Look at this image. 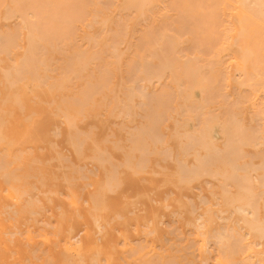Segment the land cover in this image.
<instances>
[{
    "label": "bare ground",
    "instance_id": "bare-ground-1",
    "mask_svg": "<svg viewBox=\"0 0 264 264\" xmlns=\"http://www.w3.org/2000/svg\"><path fill=\"white\" fill-rule=\"evenodd\" d=\"M10 20H13L12 23L10 22L9 24H7V22ZM1 22L6 23V29L1 28ZM20 41H25L27 43V46L25 48H21V46H19L20 49H24V55L22 59H19V62H16V60L14 62L13 57H11V48H17V46L20 44ZM2 52H6L7 56L10 55L12 60L10 57L9 59L14 62V64L12 63L13 66H11L13 70H7L5 68L2 69V74H5L3 78H6H4L6 80L5 83H9L10 88L11 85L13 87L16 86V84L18 85L17 80L20 81L21 79V81H23V77L27 79L26 75H30L32 80L34 79L35 81H39V79L46 77L40 80L41 85H43V83L45 85V81L49 77L47 73H45L47 70H50L51 72L53 71V73L55 70L59 72L60 77L58 79L55 78L53 84L58 86V91L69 89V91L72 93V95H70L69 97L65 96L64 99H62L63 102L59 105L61 106L60 109H62L61 112L65 120L67 121V124L69 123L71 126L70 128L68 124L70 135H67L71 137V139L69 140L70 142H72L71 145L73 147H77L74 148L75 153H77L79 157H81L80 154H78L79 152H82V157L85 155V151L83 152L82 148L85 146L84 144L88 142L87 135L90 138L89 140H92V135L89 134L93 132L92 129L96 126H93V128L89 126L91 127V131L85 133H83V131L81 132L80 129L78 130L76 127V132L74 125L75 119L78 117V114H83L81 113L82 111L91 112L99 108V105H101V109L102 106H105L104 108H107L109 115L115 117L114 114L116 113L117 117L123 116L124 120L127 118L129 119V121H132V119L136 118V115L139 114L138 110L141 111L143 120L141 121V124L133 127V130L127 131V133L129 132V134H127L129 135V137L127 138L129 143L127 148H130V150L126 153L128 155L130 154L129 158L131 157V159L125 158V162L128 163L130 161L132 164L130 162L128 164L124 163L125 165L123 166L125 168L129 166L131 170V167L134 164L133 162H135L134 160H137L136 157V159H133V156H136L133 155V152L135 154L136 150L140 152V159L139 161H137L138 163L136 162L137 165L134 164V166H138L141 168L143 167V172L144 169H147L144 167L150 165H143L144 158L146 157L145 160L147 161L151 160V158H149L150 154L161 156L160 159L165 160L164 162L167 163L168 158H170L168 156L171 155L173 159V152L171 153L172 147H170L169 141L170 138H175L179 145V151L177 154L179 155V157L176 158V164H178V166H176V172H178L179 175L178 179L182 183H186V185L189 186L192 185V183H194L195 181L201 180L202 178H208V180H206L205 182L206 185L208 183L212 184V192H210L211 197L213 198V200H215V202H211L209 200L206 201L204 199L206 197L203 196V199H201L206 202L205 205H208V201L210 204L202 213L196 215L195 213H197L199 210L196 211L195 202H193L194 206H191L192 204L190 202H192V199L189 200L186 198L191 204H189V214L194 215L192 226L195 228L193 231L194 242H192V240L190 239L191 244L187 246V248L189 247V251L191 250L190 248H194V251L198 254V257L201 260L200 264H209V260L213 253L211 249L214 248V245L216 247V253L214 255L213 264H264V0H0V53ZM55 54H59L62 60L58 66L52 65L54 64L52 60ZM1 61L4 60H1L0 58V62ZM54 61H56L55 63H57L58 60ZM11 75L13 78L11 77ZM119 75L121 76L120 81L117 80V77ZM19 76L21 78H19ZM53 77L54 76H50V78L48 79H53ZM15 81H17L16 84ZM78 81L82 82L80 87H78L77 85ZM51 83H49L51 85L49 87L51 89L49 90L52 94V88H56V86ZM24 85L27 86V83H25ZM5 89L7 90L6 85ZM29 92H32V90H29ZM98 93L99 95L102 94L101 101L96 98V96H98ZM15 94L17 95L18 93ZM11 96L8 93V95L6 96L8 98H6L7 101L4 98L2 99V102L4 100L6 101L4 102V104L8 101L10 102ZM13 96V98L18 99V95L16 97L15 95ZM20 96L21 95H19V97ZM34 97L35 96H33V98ZM19 100L20 102H22L20 98L18 100H14V102L16 101L15 104L17 103L18 106H22V103L18 104ZM54 101L56 100L54 99ZM43 102L44 101H41V103ZM51 104H53V101L51 102ZM24 108L21 107L20 110L23 111ZM55 109L56 108H54V110ZM60 109L58 110V113H55L56 116L60 115ZM3 110L1 112H3ZM5 111L6 110H4L3 112L4 114ZM1 112L0 114H2ZM9 113L11 114V112ZM33 115L37 114L34 113ZM33 115L31 114V116ZM138 116L140 117V114ZM61 118L63 119V117ZM1 119L2 117L0 118V120ZM24 119L26 121L27 118ZM84 119H86V117ZM84 119H82V121L80 122H83ZM8 120L9 118L5 121ZM171 120H173L175 124L174 131L169 134L167 132L169 126H167L166 124ZM1 121L0 127L2 129L4 119ZM62 124L65 123L62 122ZM124 125L125 124L122 125L121 123V128H124ZM131 128L129 127V129ZM71 129H74L75 131L73 132H76V134L78 133L77 138L79 137L80 142L82 140L80 138L81 135V137L85 135L82 143L85 141V139L87 141H85L83 144L80 143L79 140L74 136L76 134L71 133ZM53 133L54 136L55 133L56 135L62 134L57 129H54ZM71 134L74 136V140H76V142L73 141V136ZM60 135L55 137L60 138ZM113 135L115 137V133ZM1 136L3 137L2 133H0V142H2V140H5L2 139ZM69 136L68 139L70 138ZM111 136L112 134H109L108 137ZM6 138H8V136H6ZM96 139L95 141L92 140V142H98L96 141ZM108 140L105 141L108 142ZM115 141L112 142L115 145L114 147L118 149L117 151H119V147H121L119 145V141L120 143L123 142L122 140H118L117 143H114ZM52 142V146L53 144H57L56 141L53 143ZM102 142L103 141H101L100 143H96L98 145V148H94V146V150L92 149L93 153L95 152V150H97L95 154H97V152L99 151L98 154L95 157L93 155L92 158L91 156H89L90 158L88 157V159H92L93 162L97 161L100 167L103 166V168L106 166V161L107 163H113V165L109 164L112 171L113 169L111 166H113L114 168V165L116 167L119 166V164L111 162L109 159L104 160L105 156L101 157L100 153L104 155V151H101L100 145L102 144ZM9 143L12 145L13 141L10 142L9 140L8 144ZM125 143H127V141ZM81 144L83 145V147H81ZM5 147L4 150L6 149ZM55 147L57 148L58 146L56 145ZM123 148L124 146L121 147L120 150H122ZM27 149V151H29L28 153H30V151L32 150H29V148ZM40 150L41 152H43V149L39 148V151ZM123 150H125V148ZM107 151H105V153ZM24 152L25 154H28L26 151ZM141 152L143 156L145 155L144 158L141 156ZM6 153H0V157L3 155L7 156ZM31 153L33 152L31 151ZM15 154L17 155V152ZM22 154L20 155L22 156ZM58 154L61 153L57 152V155ZM62 154L61 158L58 160L63 159ZM107 154L109 155L110 152H108ZM127 154L124 153L126 157H128ZM110 156L112 157L111 154L109 155V158ZM3 157H1V159L6 160ZM19 157H17L18 160L23 156L21 158ZM69 157L66 156L64 160L67 162L71 161V157ZM141 157L143 158V160H141ZM56 159L57 158L51 157L52 161L50 160L49 162L52 163L53 160ZM88 159L87 161H90ZM110 159L118 162V160L113 157ZM33 160L38 162V159ZM33 160L31 161L33 164L37 163L33 162ZM84 160H86V158H84ZM2 161L3 160L0 161V170L3 169V171H5L7 169L8 166L1 167L4 164H8L9 167L10 165H12V163H8L10 161H3L4 163ZM49 162L47 164H49ZM62 162L63 161L61 160V164H63ZM173 162L175 163V161ZM41 163H43V161H39V164ZM51 163L50 166L52 165ZM74 163L72 162V165ZM120 163L123 164V162L121 161ZM159 163L160 161L158 160L156 166L157 164L160 165ZM29 165L30 164L28 163V166ZM21 166H23V164H21ZM62 166H64V164ZM73 166L72 173H77V171H74L76 170L77 166ZM86 167L87 166L85 164L84 168ZM121 167L119 166L120 169ZM136 167H132L136 169V171L134 170L135 173L133 171V174L136 175L137 173L138 176L142 173L139 172L141 171V169L138 168L137 171ZM157 167H159V169H162L161 165ZM17 168L20 169L19 165ZM65 168L68 170L71 167H68L66 165ZM82 168L80 167V171ZM119 168H117L116 173L118 172ZM164 168L167 169V166H164L162 171L165 170ZM15 169L12 170L13 173L12 171H2L4 173L3 174L0 171V176L1 178L4 177V182H6L7 179H9V182L10 180L14 181V176L16 177L18 175L15 174L16 172L14 173ZM28 169L31 171L30 168ZM115 169L116 168H114V170ZM152 169L154 170V167ZM90 170L91 172H93L92 169ZM90 170L88 169V172ZM155 170H157V168ZM168 170L169 169H167V171L165 170V172H168ZM80 171L79 174H83L84 170L82 171V173H80ZM97 171L98 170H96V172ZM91 172H89V174H91ZM105 172H107V169ZM108 172L110 171L108 170ZM108 172L105 175L107 177L106 186L105 188H103L101 184L100 188H103V193L106 189V191H109L108 194H112V192L116 194L118 189L121 188V186L119 188V185L123 184L121 180L122 174L120 179L119 174L117 177V179H119L122 184H119V181L117 182L116 180L113 182H117V184L119 185L115 183L113 185L110 177H112V175L116 176L117 174L114 173L112 175H109ZM94 173L95 172H93V174ZM152 173L154 174V171ZM65 174L63 175H65L66 179L64 183L66 184L69 180V175L68 172H66ZM147 174L150 175V173ZM161 174H156L155 172V176L157 175V177L159 175L161 176ZM29 175H27L26 177L23 175L22 176L25 178H29ZM85 175L86 173L82 175V177L84 176V179L86 178ZM95 175H97L98 177L97 173ZM115 176H113L114 178L112 177V180H115ZM74 177L75 175L73 174V178ZM82 177L80 175L79 179H81ZM61 178L63 179V177ZM73 178L72 180L75 179ZM45 179L46 176H44L43 178V175H41L39 183H41V180ZM56 179V181L60 180L58 178ZM88 179L90 178L88 177ZM16 180H18L19 182V178ZM75 180L78 179L76 178ZM69 181L71 182V180ZM166 181L168 182L167 179ZM212 181H214V183ZM9 182L6 183L9 184ZM147 182L149 183V181H146L145 184H147ZM170 182L171 181H169V183ZM169 183L168 185H170ZM71 184L73 185L74 183ZM86 184L88 185V187L91 185V187H93V184L85 183L84 185ZM210 184H208L207 186L209 187ZM168 185H166L165 187H167ZM172 185L175 186V184ZM11 186L12 187H10V189L9 187L6 188L7 192H9L8 195L10 194L9 196H11L10 192L13 190L12 193L17 197H13L14 200L18 199L19 197L22 198V196H25L28 193V188H25V186L22 184H15L12 182ZM114 186H117L116 189H118L112 191L111 188H114ZM165 187L163 186V188ZM81 189H83V192H85L84 190H86V188ZM193 189L194 188H191L190 190ZM208 189H210V187ZM50 190L47 192H50L52 194V189ZM183 190L184 188H182L181 191ZM70 191L72 196L69 195V199H74L72 203L77 204V200L79 197H77V194L76 196H73V194H75V190L74 193L72 192V190ZM154 192L155 190L152 193ZM58 193L59 192H57V194ZM104 194L102 197V195L99 194L98 191V198L96 197V192L94 194L95 196L92 195V197L90 195L92 202H94L96 198V200H98L95 201L93 205L97 206L98 203L99 206L92 209L96 210L97 208V213L100 210L101 205L104 206L110 201L109 200L107 203L104 201L105 197H107L104 196ZM139 195L136 196V198H139ZM31 196H28L29 199L31 198ZM147 196H149V194H147ZM167 196L170 197V195ZM82 197L83 196H81V199L79 198V203L82 200ZM169 197L167 198V200H165L166 206V202L168 201ZM48 198L49 197H47V199ZM50 198V202H54ZM76 198L77 200H75ZM99 198L103 199H101L102 202L99 201ZM136 198L133 199L135 200ZM123 199H127V197ZM14 200L12 199V201ZM35 200H33L32 205V199H30V204L28 202L29 200H27V204L31 207L25 204L22 206H25V209H21L24 212L25 210H27L26 207H29L31 209L34 205ZM138 200H136L135 202L137 203ZM179 200L182 201L181 198ZM179 200L177 199V201ZM36 201L39 202V199ZM155 201L156 200L154 199V202ZM180 201L179 203L181 204ZM135 202H131V204H136ZM72 203L70 204L71 208H69L71 210L73 205ZM85 203L89 205L88 201H86ZM38 204H36V207H38ZM185 205L184 207L180 206V209L186 208ZM201 205L199 206L201 207ZM213 205H216V209ZM41 207L45 208V206ZM171 207L172 206L168 208L167 206L165 208H168L170 210ZM4 208H8L9 211H12L10 206H7L3 207V210L6 211L4 213L9 212H7V210ZM44 208L43 210L45 211ZM62 208L59 207V210ZM109 208H111V205ZM104 209L106 210V208ZM15 210H13V214H17V211ZM62 210L60 214L64 215L63 213L66 210H63V213ZM32 211V214L35 213V211ZM103 211H101V214ZM28 212L31 217L29 210ZM69 212L70 211H68L67 213ZM140 212L142 211H139V213ZM4 213L3 215H6ZM67 213H65L64 218L70 216V214L73 212L69 213V215H67ZM79 213L80 212H78L77 215ZM130 213L132 214L134 212ZM73 214L72 215L74 218L75 213ZM8 215L10 214L8 213ZM55 215L52 217L56 218ZM34 216L35 214H33V219ZM36 216H38L39 218L43 216V213H41V215L39 213H36ZM82 216H80L79 218H81ZM115 216L114 218H116ZM119 216L118 219L120 218L121 220V217ZM93 217L95 216L93 215ZM178 217H182V215L180 216V214H178ZM1 218L2 217L0 216V238L4 239L7 234L11 235L12 233L14 236L15 232L17 234V227L14 228L16 230L15 232L12 231L13 226L15 227V223L10 222L9 225H7ZM8 218H10V216ZM109 218L110 217H108V219ZM15 219L16 218L14 215V220ZM66 219L68 220V218ZM92 219H95V223L97 224V226L99 225V232H101L102 236H105L107 232V225L105 221L101 223L100 220H102V217L99 218L97 216L96 218ZM163 219H165V217H163ZM133 220L131 221L133 222ZM65 221L66 220L64 219V222ZM70 221L73 222V220L71 219ZM76 221L77 220H75V222ZM188 221L187 226L188 224H190V222L188 223ZM29 223L31 222L29 221ZM61 223L63 229V222L61 221ZM61 223L59 228L61 227ZM73 223L71 225H73ZM161 223L162 221L160 222V224ZM35 224H37V219ZM47 224V226H50L49 223ZM44 225L46 226V224ZM75 226L77 225L74 224V227ZM54 227L56 226H52L51 228ZM74 227L70 226L71 233L74 231ZM29 228L31 229L32 227ZM30 229L26 232H28L27 237L31 241L33 239V235ZM43 230L39 229L40 232ZM155 230L152 231V234L153 232H155ZM39 231L37 233H40ZM67 231L66 233H69ZM172 231L173 229L171 230V232ZM90 233L91 232L87 230L86 236H89ZM119 233L123 234L124 232L121 231ZM172 233L175 234V232ZM41 234H43L46 237L45 240H47V233ZM41 234H39L38 237L43 236ZM50 234H53L57 238L60 235V230L58 229V231ZM71 235L69 233L63 236L65 246H67V248L71 251V255L74 259L73 263L77 262L79 264H83L86 260V256L83 252L85 242H83V239H81L80 237H78L79 239L77 238V240H74ZM119 235L121 236V234ZM123 235H125V233ZM22 236L23 235H21V237ZM34 236L36 237V234ZM10 237L12 238V235ZM6 238H8V236H6ZM177 238L180 240V238L182 237ZM7 240H9L10 243L14 242L13 239V242H11L10 239ZM144 240L145 239H143V241ZM150 243L151 242H149V247ZM211 243H213L214 245L210 249L209 245ZM43 244L44 243H41V247H43ZM126 244L128 245L130 250L129 257L134 255L136 256L139 251L141 252L142 250L143 252L145 248H147V243L144 245V247L146 246L145 248L141 245H138L140 244V241L136 242V245H138L136 248L135 246L133 247L132 245H130V243L128 244V242ZM185 245L187 244L185 243ZM38 247H40V244ZM101 247L102 246H98L97 253L93 255L94 257L95 255H97V257H95V259L92 257L93 260L91 261L95 262V264H102L101 262L104 259L105 264H114L113 258L111 256H104V252ZM36 250L41 251L43 249L40 250L38 248L35 249V251ZM153 250L154 253L147 258L145 257L148 256L149 253L146 254L145 257H143L144 255H140V259L135 260L138 261L135 264H172V261H174V264H179L176 259L173 260L174 258H178L176 255L166 260L163 253L158 252L155 248ZM177 251L182 250L178 249L176 250V252ZM31 252L33 256L36 253L34 251ZM47 253V251L45 253L43 252V254L45 255H47ZM13 257L14 256L12 255L11 259H13ZM72 257H68L70 259L66 257V260L68 259L71 261ZM184 257L186 259L185 255ZM198 257L195 256V258ZM48 259L49 258H47V260ZM36 261L38 260L36 259ZM192 261L190 260L189 264ZM186 262L188 261L186 260ZM69 263L73 264L72 261ZM27 264L30 263L27 262Z\"/></svg>",
    "mask_w": 264,
    "mask_h": 264
},
{
    "label": "rangeland",
    "instance_id": "rangeland-1",
    "mask_svg": "<svg viewBox=\"0 0 264 264\" xmlns=\"http://www.w3.org/2000/svg\"><path fill=\"white\" fill-rule=\"evenodd\" d=\"M12 21L13 20L8 21L7 24H9L10 22L12 23ZM5 24H6L5 22H1V25H2L1 28L6 29ZM19 46H21V48H25L27 46V43L25 41H20V44L17 46V48L16 47H15V49L11 48V50H12L11 57H13V59H14L13 61L14 62H15V60H16V62H19V59L20 58L22 59V57L24 55V49H20ZM5 53H3V52L0 53L1 60H4V61L0 62V67H1L0 68V108L2 110L3 109L6 110L5 114H4L3 113L4 110H3V112H1L2 110L0 109L1 110L0 112L2 113V114H0V118L2 117L1 120L4 119V122H3L4 125L2 124V129L0 127V129H1L0 133H2V135H3V137L1 136L2 139H5V140H2V142H0V153L1 154L2 153H6V152H8V153H6L7 156H4V155H3L4 157L1 156V157L5 158L6 160L1 159V157H0V161L1 160L5 161V162L6 161H10L8 163L9 164L12 163V165H10V167H9L8 164L7 165L4 164L1 167H3V166L7 167L8 166L9 168L7 167L6 170L4 169L5 171H3V169L0 170V171L1 172L2 171L3 172H6V171L11 172L13 169L17 168L18 165H19L21 170L18 169V168L14 170V173L16 172L15 174H18V175L20 174V175L19 176L17 175L18 177L14 176V178H15V179H13L14 181L10 180V182H9V179H7L6 182H9V184L4 182V177L1 178V176H0V206H1L0 207V210H1L0 211V216L2 217L1 219L7 225H9L10 222L15 223L14 224L15 227L13 226L12 231L15 232L17 230V234H16V232L14 233L15 237L13 236V233H12L11 234L12 238L10 237L11 235H8V234L6 235V236H8V238H6V236L4 237V239L0 238V242H1L0 243V247H1V249H0V251H1L0 252V264H14L15 262H16L15 264H27V262L30 263V264H35V263H38V264H40V263L41 264H53V263L54 264H71L69 262L72 261V263H73L74 259H73L72 255H71V251L67 248V246H65V241L63 240V236L67 235L69 233H70V235L74 233L73 235H71L74 238V240H77V238L80 237L81 239H83V242H85L83 252H84V254L86 256V260H85V262L83 264H91V263L95 264V262H93L91 260H93V258L95 259V257H97V255H95V257L93 255L95 253H97L98 246H102L101 249L104 252V256L108 255V256H111L113 258V263L114 264H129V263L135 264L136 262H138V261H135V260H139L140 259V255H144L143 257H145V255L149 253L148 256L145 257V258H147L151 254H153L154 253V250H153L154 248L158 252L163 253V255L165 256L166 260H168V258H171L174 255H176L178 258H174L173 260L176 259V261H178L179 264H187V263L189 264L190 260L191 261L193 260L192 262H190V264L191 263H193V264H198L199 263L200 264L201 260L198 257V254L194 251V248H190L191 249L190 251H189V247L187 248V246H189V244H191V242H190L191 240H192V242H194L193 241V238H194L193 231L195 229L192 226V223H193L192 220H193V216L194 215L193 214H191V215L189 214L190 205L192 204L191 206H194L193 202H195L196 211L199 210L197 213H195L197 215L199 213H202L207 208V206L210 204L209 201L215 202V200H213V198L211 197V192H212V189H211L212 187L211 186H212V184L208 183V184H210V186H209L210 189H208L209 188L207 186L208 184L206 185V182H205L206 180H208V178H202L201 180L195 181L194 183H192V185H189V186H187L186 183H182L178 179L179 175H178V172H176L177 171V169H176L177 167L176 166H178V164H176V162H177L176 158L179 157V155H177L178 151H179V145H178L177 140L175 138H172V139L170 138L171 142L169 141V145H170V147H172V150H173V151L171 150V153L173 152V154H172L173 159H172L171 155L168 156L171 159L167 157L168 158V161H167V158H166L167 163L164 162L165 160H161L160 159L161 156H158V155H155V154H153V155L150 154L149 158H151V160L147 161V160H145L146 159L145 155L143 156V154L141 152V156L143 158L145 157L143 165L150 164L149 166H145L144 167V168H147V169H144V172L146 174L142 170L143 167L141 168V167H138V166L137 167L134 166V164L137 165V163H138L137 161H139V159H140L139 158L140 152H138V150H136L135 154L133 152V155H136V156H133V159L137 158V160H134L135 162H133L134 164H133L132 167H136L137 171H138V168H140L141 171H142V172L139 171L142 174H140L138 172L140 175L137 176V173H136V175H134L133 171L134 170L136 171V169L131 167L132 163L130 161L129 162L131 163L130 167H131L132 171L130 170L129 166L127 167V165H126V167L129 168V169H127L123 165L129 163V162L128 163L125 162V158L131 159V157L129 158L130 154L128 155L126 153L127 151L130 150V148H127L128 145H129L128 140H127V138L129 137V135H127V134H129V132L127 133V131L128 130L131 131V130H133V127L138 126V125L141 124V121H143L142 120V116H141V111L138 110V113L140 114V117L138 116L139 114H137L136 118L133 117L134 119H132V121H129V119H127V118L124 120L123 116H118L117 117L116 113L114 114L115 117L109 115V112H108L107 108H104L105 106H102V109H101V105H99V108H97V109H95V110H93L91 112L82 111L81 112V113H83L82 115L78 114L77 115L78 117L75 119V122H74L75 129L77 127L78 130L80 129L81 132L83 131V133H85V132H90L91 131L90 130L91 127L93 128V126L94 127L96 126L95 128H97V129L93 128L92 129L93 132L90 133L89 135H92L91 139L94 140V141H95L96 138H97L96 141H98L99 143L101 141H103L102 144H100V145H101V151L102 150L104 151V153H103L104 155H102V153H100L101 157L105 156L104 160L109 159L111 162L119 164L120 167L122 165V167L120 169L119 166L115 167V165H114V168H116L114 170L113 166H111L112 169H113L111 171V168H110V165H109L111 163H109V162L107 163V161H106V164H105L106 166L103 168V166L100 167V165L97 163V161L93 162L92 159L91 160L88 159L89 156H91V158H92L93 155L95 157L98 154L99 151L97 152V154H95V152L97 150H95V152L93 153V150H94L93 147L95 146L94 148H96L98 146L96 143H98V142L94 143V141L92 142V140H89L90 138L88 137V135L86 133L88 142H86V144H84L85 146L83 147L82 144L85 141H87L85 139V141L82 143V140H83V138H85V135L83 137H81L82 135L80 136V138L82 139L81 142H80L79 137L77 138L78 133L76 134L77 129H76V132H73L75 130L71 129V133L72 134L75 133L76 135H74V136L79 140L80 143H82L81 147H83L82 148L83 152L85 151V155L83 157H82V154H81L82 152H79L78 154H80V156H81V157H79L77 155V153H75V148L74 147H76V146L73 147L71 145L72 142L69 141L71 139V137L69 136L70 135L69 134L70 133L69 132L70 131V129H69L70 124L68 123L69 124V126H68L67 121L65 120L64 116L62 115V112H61L62 109H60L61 106L59 105L60 103L63 102L62 99H64L65 96L69 97L70 95H72V93L69 91V89L68 90L64 89V90H59L58 91V86L53 84L54 83L53 81H55V78L58 79L60 77L59 76V72L55 70L54 73H53V71L51 72L50 70H47L45 73H47V75L49 76L48 78H50V76H54V77H53V79L52 78L51 79L47 78L48 80L46 79L45 85H44V83H43V85H41L40 80L44 79L46 77L41 78V79L38 78L39 81H37V80L35 81L33 79L35 81L34 82L30 75H26L27 79L25 77H23L24 78L23 81H21V79H20L21 82L19 80H17L18 81V85L16 84L17 81H15L16 86L13 87L11 85V88H10L9 87V83H7V82L5 83V81H6L5 79L6 78L5 77H4L5 79L3 78V76H5V74L4 73L2 74V72H3L2 69H4V68L7 69V70L12 69L11 66H13L14 62L11 61L12 58L10 57V55L7 56V53L6 54ZM9 57L11 58V60L9 59ZM54 60H58L57 63H55L56 61H54ZM52 61L54 63L52 65L58 66L59 63L62 60H61L59 54H55ZM20 76H24V75H20ZM20 76H19V78H21ZM11 77H12V75H11ZM120 79H121V76L119 75L117 77V80L120 81ZM1 82H2V84H1ZM46 82H47V84H46ZM25 83H27V86L24 85ZM49 83H51L54 86H56V88H54L53 85H52V87H53L52 88V94L50 93V90H49V89H51V88H49L51 86ZM81 84H82V82L78 81V83H77L78 87H80ZM5 85L7 86V90L5 89ZM13 85H14V82H13ZM27 88H28V90H27ZM29 90H32V92H29ZM41 90H43V91H41ZM8 93H9L10 96L12 95L10 97L11 100L9 99L10 102L8 101L7 103L4 104V102H6L7 99H8L6 97L8 95ZM15 93H18L17 94L18 95V99L20 98L21 101H22V102H20V100H19L18 104L22 103V106L21 105L18 106L17 103L15 104L16 101L14 102V100H18L17 98L16 99L13 98L14 97L13 95H15V97L17 96ZM19 95H21V96L19 97ZM33 96H35V97L33 98ZM4 98H5L6 101L4 100L2 102V99H4ZM53 98L56 101H54ZM96 98L99 101H101L102 94L99 95V93H98V96H96ZM30 100H33V101H30ZM40 100L44 101L46 103H44V102L41 103ZM52 101H53V104H51ZM54 102H56V103H54ZM23 104H24L25 108L23 107ZM21 107L24 108L23 111L20 110ZM54 108H56V109L54 110ZM59 109H60V115L56 116L55 113H58ZM9 112H11L12 117H11V114ZM34 113L37 114V115H33ZM31 114L33 116H31ZM5 115L6 116L10 115V116L6 117ZM28 115H29V117H28ZM84 116L86 117V119H84L85 118ZM61 117H63V119ZM120 117H122V118H120ZM8 118H9V120L5 121ZM24 118H27L26 121H25ZM117 118H119V119H117ZM82 119H84L83 122H80V121H82ZM62 122L65 123V124H62ZM28 123H29V125H28ZM114 123H115V126H114ZM121 123H122V125L125 124L124 125L125 126L124 127L125 130H124V128H121ZM174 124L175 123H174L173 120L167 122L166 125L169 126V129L167 130V132L169 134L174 131ZM55 126L58 127V128H56ZM89 126H91V127H89ZM129 127L130 128L132 127V128L129 129ZM59 128H61V129H59ZM70 128H71V126H70ZM72 128H73V126H72ZM54 129L55 130L57 129L60 133H62L61 134L62 136L59 134L60 138L59 137H57V138L55 137V136H59L58 134L56 135V133H55V136H54V133H53ZM114 133H115V137L113 135ZM67 134H69V135H67ZM95 134H96V136H95ZM109 134L110 135L112 134V136L108 137ZM6 136H8V138H6ZM68 136L70 137L69 139H68ZM74 136L72 137V139H73L74 142H76V140H74ZM108 138H109V140L111 142L108 140ZM9 140H10V142L13 141L12 145L10 143H9L10 145L8 144ZM105 140H108V142L105 141ZM118 140H122L123 143H120V141H119V145L121 147L124 146L126 151L123 150L124 149L123 148L122 149L123 152H122V150H120L121 147H119V146H118L119 147V151H117L118 149L114 147L115 145L113 144L112 141H115L114 143H117ZM52 141L53 142L56 141V143H57L56 145L58 147H60V148H58V147L56 148L55 147L56 145L53 144V146L55 148L54 149L52 144H51ZM126 141H127V143H125ZM116 145H118V144H116ZM30 146H31V148H30ZM4 147L6 148L5 150H4ZM45 147H46V151H45ZM19 148H20V150H19ZM27 148H29V150L32 149L31 151L33 153H31V151H30V153H28L29 151H27L28 150ZM39 148L43 149V152H41V150L39 151ZM104 149H106V150H104ZM98 150H100V149H98ZM15 151L17 152L18 156L15 154L16 153ZM24 151H26L28 154H25ZM105 151H107V152L105 153ZM21 152L22 153L24 152V153L22 154ZM57 152L61 153V154L64 152L62 154V158L63 159H61L63 161L62 163L64 164V166H62L63 164H61V160H58V159L61 158V154H58L59 155V158H58ZM108 152H110L112 157L115 158L116 160H118V162L114 161L113 159H110L112 157L110 156V158H109L110 154L108 155L107 154ZM124 153L127 154L128 157H126L124 155ZM20 154H22L23 157ZM106 154H107V156H106ZM19 156H21L22 158L19 157ZM66 156L67 157L70 156L71 158L70 157L69 158H70L71 161H69V162L65 161L64 159H65ZM17 157L21 158V159H19L20 161L17 159ZM51 157L52 158H57L56 159L57 161L53 160L52 163L49 162L51 160ZM142 157H141V160H143ZM14 158L16 159V162H15ZM84 158H86V160H84ZM33 159H36V160L38 159V162L34 161ZM87 159L90 160V161H87ZM128 159H126V160H128ZM32 160H33V162H37V163L33 164L31 162ZM158 160L160 161L159 164L161 165L162 169L161 168L159 169V167H157V166H160V165L157 164V166H156V163L158 162ZM171 160H172V162H171ZM26 161H28V162H26ZM39 161H43V163L39 164ZM46 161H48L49 164H47L48 162H46ZM120 161L123 162V164L120 163ZM173 161H175V163ZM72 162L73 163L75 162L73 164L74 166L72 165ZM28 163L30 164L29 165L30 167L28 166ZM50 163L52 164L51 166H53V167L50 166ZM21 164H23V166H21ZM85 164L87 166L86 168H84ZM66 165L68 167L70 166L71 170L70 169L67 170L65 168ZM111 165H113V163ZM72 166L73 167H76V166L78 167V168L76 167V170H74V171H77V173H74V172L72 173V170H73ZM164 166L165 167L167 166V169H169L171 171L168 170V172H165V170L167 171L166 168H164L165 170L162 171ZM58 167H59V169H58ZM80 167L81 168L83 167L81 169V171H80ZM153 167H154V170L152 169ZM28 168H30L31 171ZM105 168L107 169V172H108V170L110 171V172H108L109 175L110 174L112 175L114 173L117 174L116 176L112 175V177L115 176V180L114 179L112 180V177H110L111 182L117 180V182L119 181V184L120 183L122 184V182L124 184V185L122 184L123 185L122 186V185L117 184V182H113V185L115 183V184L119 185V188L121 186L120 189L117 188L118 191H117L116 194L113 193V192H112V194L111 193L108 194L109 191L108 190L106 191V189L104 191V193L106 195L103 193L102 189L105 188V186H106V178H107L105 176L107 174V172H105L106 171ZM117 168H119L118 169L119 173L118 172L116 173ZM156 168H157V170H155ZM39 169H40V171H39ZM88 169L89 170L92 169V171L95 172V173L93 174V172H91V170H90L89 172H91V174H89ZM103 169H104V171H103ZM60 170H62V171H60ZM78 170L80 171V173H82V171L84 170L83 174L86 173L85 176H86L87 179L86 178L84 179V176L82 177L83 174H79ZM96 170H98V171L96 172ZM135 171H134V173H135ZM153 171H154V174L152 173ZM174 171H175V173H174ZM66 172H68V175H69L68 177H69V180H71V182L67 179L68 181L65 184L64 181L66 179L65 178V175H66L65 173ZM87 172H88V176H87ZM122 172L125 173V174H123ZM155 172H156V174L157 173H159V174L163 173V174H161V176L159 175L157 177V175L155 176ZM12 173H13V171H12ZM29 173H30L31 177H30ZM39 173H41V174H39ZM96 173L98 174V177H97V175H95ZM147 173H150V175H148ZM176 173H177V175H176ZM3 174H2V176H3ZM63 174H65V175H63ZM73 174L75 175L74 178L75 179L77 178L78 180H75L73 178ZM118 174H119V179L121 178V174H122V178H121L122 182H120V180L117 179ZM22 175L25 176V177L27 175H29V178L28 177L25 178ZM41 175H43V178H44V176H46V179L45 180H41V183H39V181L41 179ZM80 175H81V177L83 179L82 178L79 179ZM32 176H34V177H32ZM56 176H58V177H56ZM35 177H37V178H35ZM61 177H63V179ZM88 177L90 179H88ZM5 178H7V177H5ZM18 178H19V182H18V180H16ZM56 178H58L60 180L56 181L57 180ZM72 178L75 181L72 180ZM166 179L168 180V182L166 181ZM146 181H149V183L147 182V184H145ZM169 181H171V182L169 183ZM12 182L15 183V184L24 185L25 188H28L27 192L29 194L27 193V195L22 196V198L17 195L19 197L18 198L19 200L18 199L14 200L13 197H16V196L12 193L13 190L10 192L11 196H12L11 197V196H9L10 194L8 195L9 192H7V188H6V187H9V189H10V187H12L11 186ZM68 182H69V185H68ZM84 182L93 184V187H91L92 185L89 186V187H88L87 184L84 185L85 184ZM165 182H167V183H165ZM212 182L214 183V181H212ZM44 183H46L47 185L44 184ZM71 183H74V184L72 185ZM162 183H163V185H162ZM168 183L170 185H168ZM101 184H102L103 188L102 187L100 188ZM108 184H109V182H108ZM172 184H175V186L172 185ZM45 185H46V187H45ZM166 185H168V186L165 187ZM33 186L35 187V189H34ZM163 186L165 188H163ZM87 187H88V189H87ZM116 187L117 186H114V188L112 187L111 188L112 191L113 190L114 191L117 190ZM178 187H179V190H178ZM67 188L72 190L73 193H74V190H75V194H73V196L74 195L76 196V194H77V197H79L80 199H81V196H83L82 200L80 201V203L78 202L79 198H78V200H77V198L75 199V200H77V204L78 205L80 204L79 206L77 204H73L72 203L74 199L73 200L69 199L70 196H72V195H71V191L69 189H67ZM81 188H86V190H84L85 192H83V189H81ZM99 188H100V190H99ZM182 188H184L183 191H181ZM191 188H194V189L190 190ZM33 189H34V191H33ZM50 189H52V194L50 192H47ZM157 189H159V190H157ZM154 190H155V192L152 193ZM53 191H54V193H53ZM98 191H99V194L102 195V197H103V194H104V196H107L104 199V201L106 203L110 200L109 203H107L104 206H102L100 204L101 205V208L99 207L100 210L102 209L101 211H103V210L105 211V212L104 211L102 212V214L104 213L103 214L104 216L101 214L100 210L97 213V211H96L97 208H96V210H92L95 207L99 206L98 203H97V206L93 205V203L95 201H98V200H96L98 198L97 197L98 196ZM129 191H131V192H129ZM44 192H45V194H44ZM57 192H59V193L57 194ZM95 192L97 193V195H96L97 198L96 197H95L96 199L93 198V199H95V201L92 202L91 201L92 199L90 197L92 195L95 196L94 195ZM176 192H177V194H176ZM181 192H182V194H181ZM31 193H32V196H31ZM41 193H43V194H41ZM55 193L58 196H56ZM46 194H48V195H46ZM147 194H149V196H147ZM174 194H175V196H174ZM138 195H139V198L138 197L136 198V196H138ZM167 195H170L171 198L169 196H167ZM28 196H31V198H30V199H32L31 205L33 204V200H35V199L36 200L39 199V202H43V203H39V202H37L35 200L36 203L34 201L33 207L31 209L29 207H26L27 210H25V212H24L22 209H25L24 208L25 206L24 207H22V206L27 204V200H29L28 202L30 204V199H29ZM46 196L49 197V198L51 197L50 199L52 201H54V202L51 203L49 198L47 199ZM184 196H186V197H184ZM203 196L206 197V198H204L206 201L209 200L208 201V205H205L206 202L202 200ZM10 197L14 201H12V199ZM126 197H127V199H123V198H126ZM168 197H169V199H168V201L166 203H167L168 208L170 206H172L170 208V210L168 208H167L168 210L165 208V207H167L166 204H165V200H167ZM198 197H199V199H198ZM1 198H2V201H1ZM133 198H136V199L134 200ZM149 198H150V200H149ZM180 198H181L182 201L179 200ZM186 198L189 199V200L192 199V202H190L191 204L188 202V200ZM67 199H68V202H67ZM101 199L99 198V201L102 202L103 199L102 200ZM131 199H133V200H131ZM154 199L156 200L155 202H154ZM177 199L181 202V204L179 203V201H177ZM193 199H194V201H193ZM85 200L89 202V205L87 203H85L86 202ZM136 200H138L137 203L135 202ZM202 201L204 203V206H203ZM131 202H133V203L135 202L136 204H131ZM159 202H160V204L162 202L163 203L160 205ZM176 202H178V203H176ZM67 203H68L69 206L67 205ZM71 203L73 204L72 205V210L69 209V208H71L70 207ZM139 203H140V205H139ZM36 204H38V207H36ZM157 204H159V205H157ZM179 204H180L181 207H184V205L186 204L185 205L186 208L180 209L181 207L179 206ZM110 205H111V208H109ZM117 205H118V207H117ZM199 205H201V207ZM7 206H10V208L12 206L14 207V208L13 207L11 208L12 211L11 210L9 211L8 208L7 209L4 208V209L7 210V212L9 211L8 213L10 215H8V213H4L6 211L3 210V207H7ZM28 206H30V205H28ZM41 206H45V208L41 207ZM213 206H215L214 208L216 209V205H213ZM59 207H61V208L63 207L62 209L66 210V211L64 212L62 209L59 210ZM43 208L45 209V211L43 210ZM104 208H106V210ZM195 208H194V210H195ZM217 208H218V206H217ZM15 209H17V210H15ZM13 210L17 211L16 212L17 214H13L12 213ZM28 210L30 211L31 217L29 215ZM32 210L33 211L36 210L35 213H33V214H35L34 219H33V214L31 213ZM40 210H43L44 212L40 211ZM61 210H62V213L64 212L63 213L64 215L68 211H70L69 213H71V212L75 213L74 218H73V215H74L73 213H71L70 216L66 217L67 215H69V213H67V215L65 216L66 218H68V220H67L66 218H64V215L60 214ZM143 210H144V212H143ZM180 210H181V213H180ZM139 211H142V212L139 213ZM184 211H185V213H184ZM78 212H80L79 213L80 216L83 215L82 216L83 218L82 217L79 218L80 217L79 214L77 215ZM130 212H134V213L131 214ZM3 213L6 214V215H3ZM36 213H39L40 215H41V213H43V216L38 218V216H36ZM47 213L48 214L50 213V214L48 215ZM90 213H91L92 217H91ZM183 213H184V215H183ZM99 214H100V216H99ZM178 214H180V216L182 215V217H178ZM14 215H15V218H16L15 220H14ZM54 215L56 216V218L52 217ZM93 215L95 217H93ZM119 215H121V216H119ZM174 215H175V217H174ZM9 216H10V218H8ZM97 216L99 218L102 217V220H100L101 223H103L105 221V223L107 225L106 226L107 232H106L105 236H102L101 232H99L100 229H98L99 225L97 226V224L95 223L96 221H94L95 219H92V218H96ZM114 216L117 218V220H116V218H114ZM118 216L121 217V220H120V218L118 219ZM139 216H140V218H139ZM61 217H62V219H61ZM108 217H110V218L108 219ZM145 217H146V219H145ZM163 217H165V219H163ZM35 218L37 219V224H35L36 223V219ZM51 218H53V219H51ZM63 218L66 220L65 222H64ZM30 219H32V220H30ZM70 219L73 220L74 223L71 222ZM74 219L77 220V221L75 222ZM131 220H133V222ZM144 220H145V222H144ZM17 221H18V223H17ZM29 221L31 223H29ZM61 221L63 222V229H62ZM111 221H112V223H111ZM161 221H162L163 224L162 223L160 224ZM187 221H188V223L190 222V224H188V226H187ZM43 222H45V223H43ZM70 222H71V224L73 223V225H71ZM107 222H108V224H107ZM109 222L111 223V225H110ZM151 222H152V224H151ZM47 223H49L51 227L52 226H56V227L51 228L50 226H47L48 225ZM60 223H61V227L59 228ZM146 223H148V224H146ZM44 224H46V226ZM74 224H76L79 227H77V226L74 227ZM95 224H96L97 227L95 226ZM70 226L74 227L73 228L74 231L72 233H71ZM16 227H17V229L15 230L14 228H16ZM29 227H32V228L30 229ZM29 229H30V231L32 232V235H33V239L31 241L27 237L28 236V234H27L28 232H26ZM39 229L40 230L44 229V230L40 232ZM58 229L60 230L59 237L56 238L53 234L52 235L50 234V233H53L55 231H58ZM172 229H173L172 232H175V234L171 232ZM18 230L20 231V233H19ZM87 230L89 232H91L89 236H86V231ZM92 230H94V231H92ZM154 230H155V232H153V234H152V231H154ZM178 230H180V231H178ZM38 231L40 233H37ZM66 231L69 232V233H66ZM121 231H123L125 233V235H123L124 233L123 234L119 233ZM21 232H22V234H21ZM18 233L23 235L24 237L23 236L22 237L24 239ZM41 233H47V235H48L47 240H45L46 237L43 234H41ZM118 233L121 234V236ZM149 233H150V235H149ZM35 234H36V237L34 236ZM39 234H41L43 236L40 235L41 237H38ZM97 234H99V235H97ZM104 237H106V238H104ZM177 237H182V238H180V240H179ZM165 238H167V239H165ZM183 238H184V240H183ZM7 239H10L11 242H13L12 241V239H13L14 240V242H13L14 245H13V243H10L9 240H7ZM143 239H145V240L143 241ZM167 240H168V242H167ZM185 240H186V242H185ZM188 240H189V242H188ZM123 241H124V243H123ZM137 241H140V244H138V245H141L142 247H144V245L147 243V245H146L147 248H145L146 247L145 246L144 247L145 250L143 252H142V250H141V252L137 251L138 254L136 256L132 253L134 256H130L129 257V251L130 250H129V247H128V245L126 243L127 242H128V244L130 243V245H132L133 247L135 246V248H136L138 246V245H136ZM149 242H151L150 243V247L151 248L149 247ZM41 243H44L43 247H41ZM121 243H123V244H121ZM172 243H173V245H172ZM185 243L187 245H185ZM25 244H27V245H25ZM39 244H40V247H38ZM124 244H125V246H124ZM213 245H214L213 243H211L209 245L210 249H211V247ZM193 246H194V244H193ZM173 247H175V248H173ZM184 247H185V249H184ZM34 248L35 249L39 248L40 250L43 249L41 251H43L44 253L47 251L48 253H47V255H45L41 251H37V250L35 251ZM114 249H116V250H114ZM178 249L182 250V251H177L176 252V250H178ZM215 249H216V247L214 245V248L211 249L213 253H212L211 258L209 260V264H213V262H214V255L216 253ZM151 250H153V251H151ZM31 251L36 252L34 256L32 255ZM164 251H166V252H164ZM48 254H49V257H48ZM180 254H181V256H180ZM193 254H194V256H193ZM12 255L14 256L13 259H11ZM184 255L186 256V259H185ZM35 256H37V257H35ZM195 256L198 257V258H195ZM66 257L67 258L68 257H72L71 261L68 260L70 258H68L66 260ZM47 258H49V259L47 260ZM26 259H27V261H26ZM36 259L38 261H36ZM186 260L188 262H186ZM47 262H50V263H47ZM172 262L171 263L174 264V261H172ZM101 263L105 264V260L103 259ZM73 264H79V263L76 262V263H73Z\"/></svg>",
    "mask_w": 264,
    "mask_h": 264
}]
</instances>
